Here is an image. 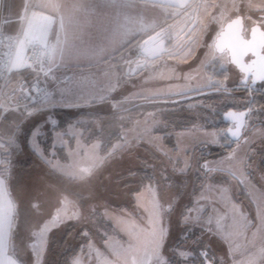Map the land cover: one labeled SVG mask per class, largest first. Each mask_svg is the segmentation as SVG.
I'll return each mask as SVG.
<instances>
[{
    "label": "snow or ice",
    "instance_id": "obj_1",
    "mask_svg": "<svg viewBox=\"0 0 264 264\" xmlns=\"http://www.w3.org/2000/svg\"><path fill=\"white\" fill-rule=\"evenodd\" d=\"M241 0H223V3H216L212 0H155L153 6L161 7L165 12L171 16H184L186 18L185 26L180 30L182 35L179 36L180 43L176 45L179 48L177 54H183L184 59L194 56L196 49L203 46L206 51L203 59L199 61V65L194 71L202 73L205 79L203 85L185 87L173 93L181 100H185L190 93L201 94L205 89H210L215 93L231 94L232 88H229L228 82L231 78L232 68L225 67V65L234 66L238 73V81L236 87L243 86V90L251 97L255 94L257 88L264 89V41L260 40L264 36V0H247V7L250 11L258 13V18L253 20L250 26L244 25V17L239 15ZM229 3L232 7L229 8ZM51 9V10H48ZM48 9H46L47 16L52 20L53 27L57 20L58 14L61 15V22L63 21V7L57 0H49ZM215 9V12L211 11ZM169 10H171L169 12ZM232 11L237 15L231 16ZM227 22V26L226 25ZM211 24L219 26V30L215 31V35L210 37V41L204 40L203 37L208 31ZM157 25L152 26L155 31ZM161 31L157 32L156 36L151 37L149 41H145L142 46L144 52L150 55H157L158 52L164 51L163 41L165 39L172 41L177 39L173 36L170 30L164 29L163 25H159ZM159 42L160 48L152 49L149 45L153 42ZM29 37L24 40H11L7 46L11 50L12 56L9 61L12 71L19 73L21 69H31L33 71L37 68L41 69L42 64H34L31 57L27 55L28 44L30 43ZM248 57V59H245ZM23 58L26 63L21 66L19 61ZM55 63V57L52 56L47 62L50 70L52 64ZM220 66L219 71L214 69ZM44 75H48L46 70L40 71ZM190 79V74L185 77ZM261 82L259 85L257 82ZM33 87L29 86L26 82L19 87L18 91L21 93V98L25 103H19L20 98H14L15 103L0 106V112H17L21 116H31L38 108L51 107L55 101L49 100V95L45 91H41L38 95H33ZM115 87V86H114ZM114 90V88L112 89ZM97 97L89 94L80 98L77 103L91 105ZM104 97H100L103 100ZM180 101L173 100L172 103L176 104ZM68 106H73L69 104ZM189 108L196 107L195 104L188 103ZM115 107V105H114ZM252 108L245 109L244 111H227L224 118L231 121L232 127L227 131L235 138L234 143L236 147L231 149L228 154L217 161H205L202 165L204 173L210 177L216 172L227 173L232 180L241 185L248 186L249 179L246 174V160L238 154V149L241 147V140L243 144L247 145L251 142L252 137L241 136L242 130L244 133L249 129V114ZM55 123V121H52ZM159 121L153 120L152 127H155ZM81 126L76 125L68 129L65 134L57 133L55 144L65 145V135L78 137L80 134L77 129ZM151 133V127L146 130ZM185 132L178 133L177 136V149L173 152L176 153L175 158L167 152L165 156L172 163V170L177 173H183L190 167V159L187 155V149L181 150L179 148V141ZM254 136H259L264 139V126L259 129L253 130ZM205 138L199 140L204 144H219L217 137L219 132H205ZM157 140L162 139L156 137ZM118 140L122 143H117L112 146L109 155L115 154L118 150H122L128 143L127 136L121 135ZM80 141L77 139V146L79 147ZM12 146V137L6 136L0 138V155H6ZM99 147L98 144H93V150ZM181 152L183 153L181 155ZM51 156V158H49ZM47 164L57 169L60 165L55 160V152L45 156ZM103 158H99L101 162ZM0 166H6V160L0 159ZM81 172L87 173L91 169H80ZM163 175V173H161ZM249 195L256 204L258 225L253 230L250 225L251 221L247 215L242 211L240 206L232 201L229 190L227 187H218L211 183L205 182L202 185L201 192L196 198L193 208L189 209L184 217L186 223L196 225L203 224L209 231H214L224 237L229 245L230 254L233 259V264H264V194H258L256 190L249 188ZM135 200L138 208L144 209V226L137 227L135 225L127 224L117 216H110L118 226H122L127 231L129 242L125 248L123 245L119 247H112L114 255L118 258L115 262L103 261V264H164L161 259L162 241L165 237L166 227L162 220V213L165 206L161 203L159 197V185L155 182H149L142 190L135 195ZM57 206L55 212L51 215L46 223L35 233L33 249L39 254L46 245L47 234L55 227L63 224L69 220H78L81 215L75 210V203L69 201L68 196L60 193L57 197ZM38 207V205H33ZM208 210V215L205 218L203 213ZM109 216L108 212L104 213ZM16 219V207L12 201L7 188L5 179L0 176V264H5L3 259V252L9 246V240L14 229ZM87 235V233H85ZM93 250L92 244L89 242L86 248H82L75 264H84L85 252L91 257ZM97 256L99 252L97 251ZM8 264H14L12 258L8 260ZM88 264H92L89 259ZM205 264H211L207 260L205 254Z\"/></svg>",
    "mask_w": 264,
    "mask_h": 264
},
{
    "label": "rangeland",
    "instance_id": "obj_2",
    "mask_svg": "<svg viewBox=\"0 0 264 264\" xmlns=\"http://www.w3.org/2000/svg\"><path fill=\"white\" fill-rule=\"evenodd\" d=\"M215 2L222 4L223 0H215ZM253 2H256V0H253ZM246 4L247 0H241L239 14L242 13L245 15V26H250L253 23V20L258 18V13L255 11H250L247 7H245ZM231 7L232 4L229 3V8ZM236 15L237 13L235 11H232L231 16L234 17ZM249 16L252 17L253 20L248 19ZM218 30V25H209L208 31L204 35L203 39L211 42L209 40L210 37L214 36L215 31ZM205 51L206 49L203 46L198 47L194 56L188 58V60H185L183 57L179 59L177 56H172L169 59L167 65H162L161 70L158 69L157 64L154 65L150 70L152 71L156 67L155 70H160L163 75L159 77V79H156L160 81L155 84H149V82L153 80H143L139 82L142 79L141 77L140 79H137L136 82L133 80H129L127 81L129 83L124 84V87L127 86L129 88L126 89L124 93H120V96L115 94L111 99L105 98L100 101H93L91 105L78 103L81 107L68 112L73 115L81 110L88 109L98 112H114L118 107H121L130 100L141 99L137 98L139 96L144 99L158 97L169 98L174 97L175 95H173V93L182 90L185 85L191 87L203 85L205 83L203 74L197 73L196 71H194V69L198 67L199 61L203 59ZM183 61L186 63L189 62V64H194V62L196 61L195 64H197V66L191 71L184 72V74L181 75V72L186 68V65ZM225 67L230 66L225 65ZM216 68V71L220 70L219 65H217ZM20 74L21 73L19 72L15 73L14 75ZM189 74L191 78L186 79L185 77ZM237 81V75L232 69L228 86H236ZM65 86H73V93L69 91V96L67 95V98L65 99L67 100V102H78L80 98L87 96L85 94H82V90L84 91V88L87 87L86 84L78 85L73 81L72 83L65 84ZM131 87H133L132 90H130ZM118 96L123 97L124 99H119ZM224 102L232 104L234 103L237 106L235 109L246 108L245 105L248 103L247 98L235 97L225 98ZM188 103L195 104L196 107L194 108H196L197 110H205L204 108H207L208 111L205 114L208 117L209 114L211 115V113H213V110L221 106L218 103H215L214 105L209 104V106L205 107L204 105H206L207 103L205 102L204 97L192 98L188 100L184 104V106L188 107ZM162 108L166 109L169 108V106L162 105L159 109ZM48 110L49 109L38 108V110H36L34 114H32L31 117L27 119V121L23 122V131L20 133V135L24 142L22 141V144L17 145V149H15L16 151H14V153L12 154L13 157H11L13 161L10 162V173H12L10 175V180L12 179L11 184L13 186V190L19 204L18 214L21 216L20 221L23 222V226H26V228L23 229L18 242L20 243L19 245L25 248V250L29 253L27 256L28 262L33 264H47L51 261L52 258H54L52 264L58 263V256H60L61 253L69 246L66 245L61 248L60 244H58L59 239L65 227L72 222L79 225L76 229L77 231L79 230V227L83 226L85 228L80 234V241L84 240L85 237H88V239H86V242H84V244H81L79 252L76 254L77 256H75V258H72L73 264H75V260L76 258H78L81 249L86 248L89 242L92 244L93 250L91 257H89L87 252H85L84 264H88L89 259L92 260V264H103V261L105 260L115 262L118 257L114 255L112 247H110L109 244H111L113 247H119L120 245H123L126 248L129 242V236L127 231H123V227L118 226L116 222L110 218V216H117L127 224H131L129 221L132 220L129 219L127 214L125 216L121 212V210H127L128 208L134 209L135 204L133 202V195L129 191H133L135 188L137 189L139 187V183L141 182H138L137 184L133 181L134 177L139 178V176H132V178L125 177L136 173L137 170H134V168H140L141 157L145 158V160H149L147 164L145 162L143 163H145L146 167L148 166L151 169L150 174L154 176L155 180H151L150 182H155L156 184H158L159 190L162 191L163 189L168 187L170 195H168L167 198H170V196L176 198L175 201L171 203H162L165 206L164 213L168 229L170 227L169 219L172 220L174 215L175 218L180 217V214H182L183 210L187 206L191 204L193 205L196 202L194 193L198 189V184H195V187H193V184H191V182L193 181V177H195V168L191 169L190 171L187 170L183 173L174 172L172 170V163L168 160V157L165 156V153L167 152L169 155L175 158L176 153L173 151H175L178 147L177 134L185 132V135L180 138L179 148L181 150L187 149V155L190 159L191 155H189V151H192V149L195 147L196 150L194 152V156H196L197 158L198 152L202 151L203 146L205 145L199 140L204 139V134L205 132H207H197L202 129L201 125H199L200 121L196 122V125L193 124L190 126L192 130L174 131V133H171L170 135L173 136V139L175 140L176 148H170L167 144H165L162 134H158L155 132L156 128L166 124L165 121L161 119L160 114H158L156 111L152 113L150 112L143 118L136 120L130 127H125L121 130L122 134L127 136L128 143L124 149L118 150L111 156H104L101 154L99 141H94L90 144L85 143L82 139V131L80 128L77 129V132L80 135L76 137L73 146H71L70 142L65 138V145L55 144L56 134L62 133L55 132L54 142L52 144L56 145L57 147L55 148L58 150L61 149L58 147H64L67 155L64 159L55 157V160L59 163L60 166L57 169H53L47 164L46 160L44 159V157L47 155L44 152V148L42 149L40 146L39 137L40 135H47L48 129L49 127H51V125H58L59 123H61L64 120V115H56V109H53V111L51 110L50 112H48ZM252 118L253 117L251 116L248 117L249 123L252 121ZM88 119H85V121L88 122ZM154 119L159 121V123L156 124L155 127H152ZM180 120L184 122L186 121V118L180 117ZM52 121H55V123H52ZM93 121L95 126L98 128L99 122H97L96 120ZM72 126H76V124H71L68 129ZM150 127L151 133H148L146 130ZM248 131L249 129L245 133H243V136H248ZM27 134L28 137L26 136ZM156 137H161L162 139L157 140ZM27 138H29V147L26 146L25 143ZM77 139H79L80 141L79 147L77 146ZM117 143H122V141L119 140L115 144ZM241 143H243V139L241 140ZM93 144H98L99 147L93 150ZM56 149H54L53 147L52 152H55ZM242 151L243 150L241 148L238 149V154L240 155ZM182 154L183 153L181 152V155ZM226 155L216 156L210 159V161L220 160ZM100 157L103 158L101 162H99ZM49 158H51V156ZM160 159L166 161V164H164L166 165V170L159 167L158 161H160ZM28 161H31V163L25 165V163H27ZM88 168L91 169L90 172L83 173L80 171V169ZM161 173H163V175ZM166 174H169L168 178L170 179H165ZM174 175H177L178 178H172V176ZM171 178L173 181L168 184V182L171 181ZM186 178H188L187 186L184 182ZM255 178L257 180V184L264 190V180H262L259 176H255ZM127 181L130 183L124 185L127 183ZM216 181L219 180H215L212 177H207L205 182L216 185ZM148 183L149 182H147V184ZM219 187H221V185ZM181 190H183L182 195H177V193H181ZM60 193H64V195L68 196L70 202L75 203V209H71L70 207V211L75 210L79 212L81 217L78 220H69L53 228L46 236L45 248L39 254H37L33 249L35 233L43 226L44 223L48 221L51 215L55 212L56 206L58 204L57 197ZM34 204L38 205V207H34ZM105 212H108L110 215L105 216ZM131 214L132 216H135L136 211H131ZM137 220H139V218H137ZM250 221L253 225V219H250ZM131 225L136 226L135 223H132ZM181 226H183V224H181ZM206 231V234L204 236H200L208 243H213L214 246L215 238L212 240L209 236H207V234L212 233L213 231H209L208 228ZM85 233H87V235H85ZM120 235L125 238L126 242L124 239H121V237H119ZM187 235L183 236L177 233V236L173 242L176 243V241L178 239L181 240V238L182 240H184V237H187ZM56 237L58 238L57 244L56 246H52L51 244L53 242V239H55ZM117 238H119L122 243H120V241L117 242V240L113 241ZM79 240H77L75 234H73L69 237L68 244H70L71 247L75 246L79 243ZM188 242L189 241H185L183 242V244L181 243L180 247L184 248L177 249V252L180 253L179 257H181V259L185 258V260H188V255L190 256V258L196 255L195 250L193 252H188L187 249H185L196 247V244ZM176 244L174 246H176ZM168 246L169 244L163 247V252H165V250H168ZM215 247L217 251L204 248L201 252H199V254H201L204 259H202L198 264H205V254L207 256V260L210 261L211 264H233V259L230 254L229 247L225 245ZM97 251L99 252V256H97ZM173 253L176 255L175 248ZM166 257L168 258V260L166 259ZM161 259L164 261V264H167V261L168 264L169 262H171L170 256L164 255L163 257H161ZM190 264H192V262H190Z\"/></svg>",
    "mask_w": 264,
    "mask_h": 264
},
{
    "label": "crops",
    "instance_id": "obj_3",
    "mask_svg": "<svg viewBox=\"0 0 264 264\" xmlns=\"http://www.w3.org/2000/svg\"><path fill=\"white\" fill-rule=\"evenodd\" d=\"M57 2L63 7V21L61 22V15L58 14L55 27H53L52 20L46 14L49 0H0V27L8 33L23 37V39L26 36L29 37L30 43H48L50 46L49 60L52 56L55 57V63L51 65L50 70L48 66L46 69L49 72L46 78L52 93L50 100L53 99L55 101L51 107L42 108L49 109L48 112L58 108L71 111L81 107L77 102L70 103L65 100L67 95L69 96L68 92L73 91V86H65V84L72 83L73 81L78 85L86 84L87 87L84 88V91L82 90V94L95 95L97 97L95 101H100V97L111 99L115 94L120 96V93H124L129 88L127 86L124 87V84L129 83L127 82L129 80L136 82L141 77L142 79L139 82L153 80L149 84L157 83L160 80L156 79L163 76L160 71L162 65H167L172 56H177L179 59L183 57L182 53L177 54L179 48L176 45L180 43L179 36L182 35L180 30L187 22L186 18L179 15L173 17L161 7L153 6L155 0H57ZM209 3L211 4L212 0H209ZM211 11L214 12V9ZM154 24L157 25L155 31L152 30ZM159 25H163L164 29L170 30L173 36H177V39H173L172 41L165 39L166 51L157 57H150L142 48L143 41L148 40L161 31ZM195 62L194 64L184 62L186 68L181 72V75L194 69L197 66ZM156 64L160 72L155 70L156 67L154 70H150ZM24 74L29 75L30 73L24 71L20 75L13 74L10 78V83L16 82L17 77ZM68 76H70V80L66 81L65 78ZM113 88L114 90H112ZM132 89L133 87L130 88V90ZM1 90L2 84L0 82V106L8 105L5 95ZM119 96V99H124ZM137 98L143 99L141 96ZM69 104L73 106H68ZM29 117L31 116L23 117L17 112H0V138L6 136L12 137L11 150L4 156L0 155V159L6 160V166H0V176L5 179L7 191L16 207L15 225L9 240V246L2 254L5 264H8L10 258L13 259L14 264H33L27 261L29 253L18 242L26 226L24 227L23 222L20 221L21 216L18 214L19 204L11 184L12 179L10 180V175L12 174L10 173V162L13 161L11 157H13L12 154L16 151L15 149H17V145L22 144L23 139L20 135L23 131L22 124ZM261 127H249L248 137H252L251 142L247 145L241 143L240 147L243 150L240 156L247 162L246 174L249 179L248 186L241 185L232 180L224 172H218L210 176L215 180H219L216 181L218 187L220 185L221 187H227L232 201L240 206L249 220L253 219V225H250L253 230L258 225V218L256 204L249 195V188L256 190L258 194H264V190L257 184L255 178V176H259L264 180V139L253 135V130ZM201 128L197 132L214 130L219 132L218 141L219 143L221 142L224 130ZM26 136L28 137V134ZM25 143L29 147V138H27ZM227 143L231 144L233 141ZM208 145L217 144H205L203 150L198 152L197 158L194 156L195 147L192 151H189V155H191L190 165H192L188 170L190 171L195 168V177H193L191 184H193V187H195V184H198V189L194 193L195 198L199 196L202 185L207 179L202 165L205 161L212 159L203 156ZM233 145V148H235L236 144L234 143ZM169 147L172 148L171 146ZM228 152L226 153L228 154ZM226 153L220 156H224ZM165 162L163 159L158 161L159 167L164 170H166ZM168 175L166 174L165 179H170ZM174 177L178 178L177 175L172 176V178ZM172 178L168 184L173 181ZM133 180L137 183L139 178L134 177ZM184 182L187 186L188 178ZM143 187L137 188L135 193L133 192L134 190L129 191L133 195V202L135 204L134 209L130 210L136 211V215L132 216L129 209L121 210L125 216L127 214L129 219L132 220L129 222L131 224L135 223L137 227H143L145 223L144 209L142 207L138 208L135 200L136 193L142 190ZM182 191L181 193H177V195H182ZM168 195H170L168 187L163 189V191L159 190L161 203L175 201V197L170 196V198H167ZM194 205L195 203L187 206L182 214H180V217L175 218L174 215L172 220L169 219V229L165 220V213H162L166 232L162 241L160 254L161 257L164 255L171 257L169 264H173V258L175 257L176 264H190L186 262L185 258L181 259L179 257L180 253L177 252L178 248H184L180 247V244H183L185 241L196 244V247L185 248L188 252H193L201 245L205 249L213 251H217L215 246L225 245L229 247L224 237L214 231L207 234L212 240L215 238V245L213 246V243H208L201 237L207 232V228L204 225H192L184 221V217ZM208 214V210L206 209L203 215L206 218ZM123 231H125L124 228ZM177 233L183 236L188 235L184 237L185 240H182V238L181 240L178 239L176 241L178 244H176L173 241ZM119 237L125 240L123 236L120 235ZM116 240L122 243L119 238L113 241ZM168 244V250L163 252V247ZM175 244L176 246H174ZM174 248L177 256L173 253ZM187 257L188 260L191 259L189 255ZM166 259L168 260L167 257Z\"/></svg>",
    "mask_w": 264,
    "mask_h": 264
},
{
    "label": "trees",
    "instance_id": "obj_4",
    "mask_svg": "<svg viewBox=\"0 0 264 264\" xmlns=\"http://www.w3.org/2000/svg\"><path fill=\"white\" fill-rule=\"evenodd\" d=\"M217 68L214 70L216 71ZM22 77H29V75L24 74L21 75ZM20 76V77H21ZM19 78V77H17ZM229 88H232L233 91L231 94H224V93H209L202 96H197L194 98H205V102L207 103L204 105L205 107L209 106V104L214 105L215 103H218L221 105L220 107H217L215 110H213V113L211 115L209 114V117L205 114L208 109L204 108L205 110H197L196 108H188L185 107L184 104L190 100L185 99L181 100L180 97L174 96V97H165V98H143V99H136V100H130L126 102L121 107H118L114 112H98V111H92V110H81L77 112L76 114H71L67 110L64 109H56L55 114L56 115H64V120L59 123L58 125H51L49 127L47 135L39 137V143L41 148H44V152L48 156L52 152V148L56 149V145H53L54 142V134L55 132H62L63 134L68 132V127L75 123L76 125L81 126L80 129L82 131L81 136L85 143L90 144L94 141L100 142V152L104 156L109 155V151L112 149V146L119 141V136L122 134V129L125 127H130L136 120L143 118L146 114L157 112L160 114L161 119L165 121L166 124L163 126H159L155 129V132L158 134H162L163 139L165 143L171 147L176 148L175 146V140L173 139V136H171V133H174V131L179 130H185L190 129L191 125L195 124L196 122L200 121L201 127L207 128V129H217V130H224L227 127V124L223 121L222 115L223 112L226 111L229 108H236L237 106L233 103H225V98L235 97V98H247L248 103L245 105L246 107L251 105L252 112L249 114V116L253 117L252 121L249 123L250 127H258V126H264V89L257 88L255 94L253 96H249L246 91L243 90V86H240L237 88L234 86H229ZM192 94V93H190ZM178 99L176 101H180L179 103H172L173 100ZM192 99V98H191ZM162 105H168L169 108L166 109H159ZM244 106V107H245ZM159 107V108H158ZM180 117L186 118V121L180 120ZM89 118V119H88ZM85 119H88L89 121H85ZM96 120L99 122V127L97 128L94 124V121ZM70 142V145L73 146L74 141L76 140V137H72L69 135H65L64 137ZM231 141L229 138H227L223 132L221 136V142L217 145H208L206 147V151L203 153V156L206 158H213L216 156H220L221 154H224L231 149H233V143L228 144L227 142ZM61 149H56L55 151V157L64 159L67 155L64 147H58ZM149 162V160H145V158L141 157L140 168H134V170H137L136 173L133 175L127 176L125 178H132V176H139V187L145 186L147 182H150L151 180H155L154 176L150 174V168L146 165ZM30 164L31 161H28L26 164ZM134 181V180H133ZM137 182V184H138ZM130 182L127 181L126 184H129ZM136 188L134 189V192H136ZM129 209V208H128ZM127 209V210H128ZM129 211H131L129 209ZM77 223H69L64 231L62 232V235L59 239L60 247H64L66 245H69L66 250H64L59 257V261L56 264H73L72 258H75L77 256L76 254L79 252L81 244H84L86 242V239L88 237H85L84 240L80 241V234L82 233L83 229H85L83 226L78 228ZM87 230V229H86ZM75 234V237L77 240H79V243L75 246H72L68 244V239L71 235ZM57 237L53 239L52 246H56L57 244ZM185 240V239H184ZM204 249V247L201 245L199 248L195 250V256L192 257L190 260H186V262H192V264H198L202 259L201 254H199L200 250ZM54 261V258L51 259L50 262L47 264H52ZM176 262V257L173 258V264Z\"/></svg>",
    "mask_w": 264,
    "mask_h": 264
},
{
    "label": "built area",
    "instance_id": "obj_5",
    "mask_svg": "<svg viewBox=\"0 0 264 264\" xmlns=\"http://www.w3.org/2000/svg\"><path fill=\"white\" fill-rule=\"evenodd\" d=\"M11 40H24L23 37L17 36L4 31L0 27V82L2 84V92L5 95L7 104H14L16 101L14 98H20L19 103H25V100L21 98V93L18 91L19 87L26 82L30 87H33V95H38L41 91H45L51 99L52 93L47 82L46 75L40 71L47 69V62L50 55V46L48 43H29L27 55L31 57L34 64H42L41 69L33 71L31 69H21V72L28 71L29 77H19L16 82L10 83V78L16 72L12 71L10 67V59L12 56L11 50L8 48L7 44ZM21 66H23L26 61L21 58L19 61ZM20 72V73H21ZM66 81L70 80V76L65 78Z\"/></svg>",
    "mask_w": 264,
    "mask_h": 264
},
{
    "label": "water",
    "instance_id": "obj_6",
    "mask_svg": "<svg viewBox=\"0 0 264 264\" xmlns=\"http://www.w3.org/2000/svg\"><path fill=\"white\" fill-rule=\"evenodd\" d=\"M239 15H241V16H243L244 17V25H245V15L244 14H239ZM235 17V16H234ZM225 26H227V22H226V25ZM260 40L261 41H264V36H261L260 37ZM245 59H248V57H245ZM238 71V70H237ZM261 82H257V84L259 85ZM213 91L212 90H210V89H206L203 93H201V94H196V93H192V94H189V96L186 98V99H191V98H194V97H197V96H202V95H205V94H209V93H212ZM181 99V98H180ZM175 100H178V99H175ZM248 108H251V105H249V106H247L246 108H243V109H235V108H229V109H227L226 111H224L223 112V115H222V118H223V121L226 123V124H231V125H228L226 128H225V131H224V134H225V136L227 137V138H229L231 141H235V138L234 137H232L231 136V134H230V132H228L227 130L229 129V128H231L232 127V123H231V121H229V120H227V119H225L224 118V116H225V113L227 112V111H244L245 109H248ZM243 133H244V131L242 130V132H241V136H243Z\"/></svg>",
    "mask_w": 264,
    "mask_h": 264
},
{
    "label": "flooded vegetation",
    "instance_id": "obj_7",
    "mask_svg": "<svg viewBox=\"0 0 264 264\" xmlns=\"http://www.w3.org/2000/svg\"><path fill=\"white\" fill-rule=\"evenodd\" d=\"M154 36H156V35H153V37ZM151 38V37H150ZM150 38L148 39V40H145V41H149L150 40ZM145 41H143V45H144V43H145ZM160 43L159 42H156V41H153L150 45H149V47L150 48H152V49H158V48H160ZM165 46H166V44H165V41H163V49H164V51H160V52H158V54L157 55H150V57H157V56H159V55H161V54H163L166 50V48H165ZM235 72H237L238 73V71L234 68V66H231V65H229ZM237 75V74H236ZM237 78H238V75H237ZM206 90V89H205ZM228 125H231V124H227V126Z\"/></svg>",
    "mask_w": 264,
    "mask_h": 264
}]
</instances>
